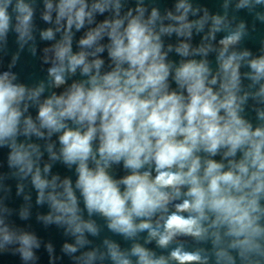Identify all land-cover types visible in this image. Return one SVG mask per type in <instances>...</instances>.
Here are the masks:
<instances>
[{
    "label": "clouds",
    "instance_id": "9594fccd",
    "mask_svg": "<svg viewBox=\"0 0 264 264\" xmlns=\"http://www.w3.org/2000/svg\"><path fill=\"white\" fill-rule=\"evenodd\" d=\"M42 3L50 26L38 28L37 0H0V51L10 33L19 48L0 71V148L25 201L19 218L31 216L27 181L47 207L37 221L71 238L61 252L73 264H264V42L259 55L240 49L249 29L236 15L264 23V0H222L217 13L191 0L163 11L146 0ZM37 33L48 67L29 86L14 69L25 47L36 55ZM57 161L74 181L52 173ZM11 214L0 199V254L36 264L42 241ZM96 216L125 244L95 245Z\"/></svg>",
    "mask_w": 264,
    "mask_h": 264
},
{
    "label": "water",
    "instance_id": "95a60500",
    "mask_svg": "<svg viewBox=\"0 0 264 264\" xmlns=\"http://www.w3.org/2000/svg\"><path fill=\"white\" fill-rule=\"evenodd\" d=\"M134 0H129V5L132 6ZM43 9L42 0H37V13L35 17V23L38 28L48 27L40 19V12ZM83 34V30L80 33H76V38L74 39V50L76 49V40ZM37 53L33 56L28 48L25 47L23 51H20V58L17 63L15 71L20 73V82L28 84L29 86L38 83L40 80L46 78V69L48 65H43L41 57L43 56V48L48 46L50 42L40 41L37 33ZM19 50L16 44V39L14 34H9L8 43L5 50L0 51V71L7 70L8 64L11 62V57L14 53ZM32 115L35 116L36 110L33 108L30 110ZM55 139V137H53ZM43 144V141H38ZM7 149L0 148V174L6 176L4 184L7 190H0V199H3L6 206L12 209V214L9 217L11 223L17 227L26 228L27 230L33 231L38 238L41 239L42 245L36 250V255L38 257L36 264H49V255L44 247V243L51 242L54 247H56V242L58 238L59 228L56 226H44L42 222L37 221V213H45L47 211L46 206H39L35 203V191L31 189L30 184L25 181L27 185L25 188V193L31 192V216L28 220H21L19 218L18 212L21 206L24 205L23 195L17 196L16 194V184L17 180L8 176L9 169L7 167ZM47 154L45 153L44 160L47 161ZM53 174H59L62 178L69 177L72 178L73 170L69 169L67 166L63 165L59 161L53 163L52 168ZM0 264H23L18 255H12L11 253L0 254Z\"/></svg>",
    "mask_w": 264,
    "mask_h": 264
}]
</instances>
